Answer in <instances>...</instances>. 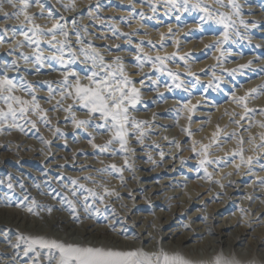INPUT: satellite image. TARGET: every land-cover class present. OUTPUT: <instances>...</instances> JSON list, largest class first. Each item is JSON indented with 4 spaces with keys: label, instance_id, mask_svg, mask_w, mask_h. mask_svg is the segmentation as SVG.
Returning <instances> with one entry per match:
<instances>
[{
    "label": "rangeland",
    "instance_id": "1",
    "mask_svg": "<svg viewBox=\"0 0 264 264\" xmlns=\"http://www.w3.org/2000/svg\"><path fill=\"white\" fill-rule=\"evenodd\" d=\"M105 1L113 2L112 5L115 9L111 15L105 18L108 20L107 22L99 13L104 5L103 0H84V3L87 6L86 15L95 19L94 29L100 31L99 36L103 41L109 42L106 48L114 52L112 41L115 38H112L110 34L122 40H133L135 44L133 52L136 58L139 59L140 64H144L150 69L151 74L157 80V85L164 90L166 102L180 104V110L182 111H180V119L182 122L187 123L194 106L207 112L205 116H201L200 121L205 122L201 124L203 129L198 132H204V129L210 123L212 129L210 128L211 131L209 129V132L212 134L209 135L210 139L208 138L209 144H207L206 151L201 152L204 155L202 159L189 149L191 154L187 155L184 164L185 168L187 167L184 171H187L185 174L188 175V179H193L194 181H192L197 185L195 179L199 176L200 180H207L206 182H208L211 190L228 191L231 188L233 189V185L214 183V180H212L213 174L222 168L227 174L233 172L232 174L236 177L237 171H242L239 180L245 178L249 182V179H251L254 181L255 186H261L262 189V191L259 189L251 190L249 194L256 193L254 196L256 195L263 200L264 170L261 169L258 174H254V171L258 169L259 165H264V157L259 156L261 153L258 152L259 149H264V144L260 147V143L264 141L260 138L264 135V127H262L264 125V99H262L264 94L263 96L262 94L257 95V90L261 89L264 84V33L257 28L258 26L264 27V24H260L264 21V11L255 12L257 17L255 13H251L254 18H249V13L246 10V0H222L221 3H218L217 0H186V2L185 0H175L174 3H170L169 0ZM118 3H123L124 6H120L121 4ZM256 4L259 8L263 4L261 8H264V0H256ZM125 11L129 13H123ZM117 12L121 13L117 14ZM130 15L132 17H128ZM60 20L61 18L57 17L54 23L59 24ZM221 20H223V23L220 22ZM132 21H139L140 28L137 27V29L144 28L149 30L150 33L158 30L155 27L157 23L168 22L166 25L170 28L167 35L162 36L160 39L156 38L158 36L152 35L151 39L140 41L138 38L135 40V37H130V35H133L134 30L126 32L123 29L124 26L131 25ZM127 22L129 23L127 24ZM28 30L37 35L33 46L37 52V57L30 59L29 62L35 65H44L50 62L62 65L58 81H63V83L59 87H70L66 94H62L54 86L59 82L56 83L52 76L44 75L41 78H36L31 72L20 76L12 75L8 81H11L14 87L9 90L6 85V88H2L0 95V110L7 114L5 118H0V143L9 141L11 145L15 146L19 141V137L22 136L25 141L40 149V157L52 154L58 149L67 154L69 161L59 164L57 169L60 172L53 174L54 176L51 174L50 168L47 167L49 161L44 163L35 160L37 163L27 161L26 163L34 171L25 173L26 171H16L15 167V164L19 163L14 160L18 159L20 162L22 158L21 153L18 152L20 149H13L16 152L8 151L7 154L10 159L7 166L0 165V208L15 209L19 213L34 217H42L44 214L64 213L77 224H83V221L85 222L87 219L105 221L117 217L119 220H123L122 225L124 227L127 228L128 225L129 231L133 232L134 228L132 226H135V224L130 222L132 220L129 217L133 201L130 192L132 184H126L127 190L119 193L114 181L122 180L125 171L130 169V166L133 168L134 162L129 153L132 150L125 143L122 147L121 141L115 137L117 129L113 127L111 117L105 118L100 112L90 111L89 107H85L84 103L77 97L75 91L77 83L84 87L92 86L83 78L80 81L70 78V81H68L69 73H75L79 76L85 74H82L77 66L79 59L74 51L61 52L59 46L50 45V39L46 35H49L48 33L54 31L55 28L44 30L39 25H33ZM8 42L10 43L12 40L8 39ZM155 45L164 54L156 56L148 54L147 49L151 50L149 53H152L154 52L152 48H155ZM187 46L189 47L186 49ZM168 48L177 49V51L167 50ZM11 50L10 47L8 51ZM47 54H50V56ZM157 56L163 59L158 61L156 60ZM196 62H205L203 66L205 72L202 71V74L200 72L199 74L196 70L189 69L191 64ZM169 63H174L175 67H171ZM180 66L185 68L184 71L187 75L179 74V70L175 69ZM251 75L254 76L252 79ZM132 81L127 78L128 83ZM251 81H255V84H251ZM8 96L27 101L28 104L24 105L28 109L27 112L24 114L17 112L16 118L13 119L8 114L9 103L15 109H19L22 105L15 100L6 101L4 97ZM241 96L245 97L247 101H240ZM192 99H195V101ZM48 100L60 103V105L56 104L58 107L54 113H50L46 108ZM140 103L145 104L139 99H135L132 106H126L128 109V123L125 139H129V141L132 138L136 139L137 142L142 141L143 134L140 133L139 119L135 115V111L137 112V109L141 108ZM245 103H248L246 104L248 111L245 109ZM35 104H38L39 107L36 108ZM239 104L240 108H238ZM217 107L226 109L223 110L228 112L229 122L233 121L231 116H235L236 119L233 122L240 125H247L248 122L253 124L257 121L256 126H254L256 128H252L254 135L252 141L242 139L241 133L234 132L233 127L216 119V121L214 119L213 121L212 114ZM78 121H84L85 123L79 124ZM136 125L139 127H136ZM9 126L12 127V131L6 130ZM25 129L29 134L24 132ZM56 141L60 144L56 145ZM222 149H224V152H222ZM208 152L209 156L207 155ZM205 153H207V156ZM72 156L75 159L90 160L93 166L83 170L73 169ZM48 158H51V156L49 155ZM118 159H123L124 165ZM234 163L237 167L231 169L230 166ZM251 180L249 183L252 182ZM243 194L246 195L247 193ZM188 196L190 195L188 194ZM139 199L137 197V200ZM145 200L146 203L140 204L136 209L140 213L150 214L148 222L152 223L156 217L157 209H155V206L157 204L150 202L149 199ZM206 202V205L198 206L197 209H201L205 215L202 216L203 218L207 217L209 219L210 217L207 215L211 214L216 202L212 199L206 200ZM242 213H237L236 218L243 215ZM227 215L229 214L227 213L225 216ZM150 227L151 225L148 223L146 228ZM157 228V223L152 226L154 233L155 230L158 232ZM263 228L264 225L254 231L250 238L253 236V239L262 238L261 235L264 237ZM19 235V240L24 243L27 249L26 256L36 257L33 264H58L60 260L58 250L53 249L54 254L49 252L48 257H43L39 253L42 247L38 244H31L32 240L27 237L26 233L19 232ZM53 240L65 243V245H78V243L70 240L64 242L56 234L47 241ZM161 241L163 240L158 238L151 247L144 244H142L143 246L136 245L128 251L148 253L155 262L157 256L168 251ZM246 243L244 246H246ZM244 246L241 245L239 248L227 251L228 254L226 250L222 249V255L233 261L234 264H264L262 262L264 256L261 253L258 255V250H248V252ZM171 255H182L184 259H189V256L185 257L184 254L180 253H172ZM45 259H47L46 262ZM210 264L215 263L210 262Z\"/></svg>",
    "mask_w": 264,
    "mask_h": 264
},
{
    "label": "bare ground",
    "instance_id": "2",
    "mask_svg": "<svg viewBox=\"0 0 264 264\" xmlns=\"http://www.w3.org/2000/svg\"><path fill=\"white\" fill-rule=\"evenodd\" d=\"M103 1L104 5L99 13L105 19L115 9L112 5L113 2ZM13 3L16 5L15 8L12 4L7 3V0H4L0 4V80H8L11 79L12 75L20 76L31 72L36 78L49 75L52 76L56 83L59 82L58 77L62 65L51 62L44 65H35L29 62L30 59L37 57V52L35 47H33L37 35H34V33L28 30L33 25H39L44 30H48L49 28L53 30L54 25H59V27H55L54 31L48 33L49 35H46L50 39V45L59 46L61 52L74 51L79 59L77 66L80 72L85 74L84 76H79L75 73H69L68 81H70V78H75L78 81L83 78L90 86L95 87L89 80V77L93 79H104L106 73H115V77H110L112 84L115 85L117 82L123 83L125 77L130 78L133 81L130 83L127 82L125 94L133 95L131 89L136 88L138 94L135 95V99H139L145 104L140 103L141 108H138L137 112L135 111L136 118L139 119L140 133L142 132L143 134L142 141L137 142L136 139L132 138L130 141L126 139L125 143L132 150L129 153L131 154L134 166L133 168L130 166V169L125 171L122 180H114L119 193L127 190L126 184H132L130 192L133 201L132 211L129 217L132 220L130 222L135 224V226H132L134 231H129L128 225L127 228L124 227L122 225L123 220H119L117 217L105 221L87 219L85 222L83 221V224H77L71 217L64 213H58L56 215L44 214L42 217H34L28 216L25 213H19L15 209L1 207L0 264H33V260L36 257L26 256L27 249L24 243L19 240V232L26 233L30 240L41 239L47 241L56 234L64 242L70 240L78 243L77 246L79 247L111 249L115 251H128L130 248L142 244L151 247L154 241L159 238L163 240L161 241L163 242L162 244L168 249V251L166 250L168 255L172 256V253L184 254L185 257L189 256V259L186 260L190 261L191 264H210V262L216 264L217 258H220L221 264H234L233 261L222 255V249L226 250V252L232 251L241 245L244 246L246 242L244 248L247 251L258 250V255L261 253L264 256V248H262L264 246V237L261 235L262 238L253 239L254 236L250 238L254 234V231H257L264 225V199L262 200L256 195L254 196L256 193L249 194L251 190L259 189L262 191L261 186H255L254 181L251 179H249V182L250 180L252 181L251 183L245 178L239 180L242 171H237L236 177L232 174L233 172L229 173L227 171L229 173L227 174L222 168L213 174L212 180H214V183L233 185V189H227L228 191L211 190L208 182H206L207 180H200L198 178L199 176L195 179V182L198 183L195 185L194 180L188 179V175L185 174L187 171L185 172L184 170L187 167L185 168L184 164L187 155L191 154L189 149L202 159L204 155L201 152H205V146L209 144V135L211 133L209 129L211 128V124L209 123L208 127L204 129V132H198L203 129L201 124L205 122L200 121L201 116H205L207 112L194 106L187 123L182 122L180 119V113L182 112L180 110V104L166 102L165 94L163 93L164 90L157 85V80L151 74L150 69L144 64H140L139 59L136 58L133 52V48H135L134 41L122 40L110 34L112 38H115L112 41L114 52L106 48L109 42L103 41L99 36L100 31L94 29L95 19L86 15L85 10L87 6L84 0H29L26 9L23 8L20 0H13ZM118 4L124 6L123 3ZM246 4H249V6L246 5V10L249 13L248 17L251 19L254 18L251 13L264 11V8H261L263 4L259 8L256 0H246ZM5 12L15 13V15L5 16ZM25 13L30 19H26ZM119 13L121 12H117V14ZM123 13L127 14L129 12L125 11ZM255 16L257 17V14ZM57 17L61 18L59 24L54 23ZM128 17H132V15ZM107 21L105 19V22ZM130 24L129 26H124L123 29L126 32L134 30L133 35H130V37H135V40L138 38L140 41H147V39L152 38V35H156L158 36L156 38L160 39L162 36L167 35V31L170 28L166 25L168 22L157 23L155 27L158 30L153 33L151 32V34L147 29H137V27L140 28L139 21H132ZM260 24H264V21ZM257 28L264 33V27L258 26ZM47 37H45L46 40H48ZM8 39L12 40V42L9 43ZM10 47L12 50L8 51ZM154 47L152 48L154 51L152 53H149L151 50L146 48L147 53L154 56L164 54L156 48V45ZM167 50L177 51V49L172 48H168ZM47 55L50 56V54ZM169 65L175 67L174 63H169ZM204 65L205 62H196L191 64V66L189 65V69H194L196 72L202 74ZM182 67L180 66L175 69L179 70V74L187 75L184 71L185 68ZM94 72L99 73V75L93 77ZM201 77L203 76L201 75ZM252 77L254 76L251 75V79ZM257 80L259 81V79ZM62 83L63 81H60L58 84H54V86L62 94H66L70 86L60 88L59 85ZM241 84L243 85V83ZM251 84H255V81ZM3 88H6V85ZM1 91L2 88H0V95ZM261 94L262 96L264 94V84L261 89L257 90V95ZM56 104L60 105L59 102L48 100L46 105L47 110L50 113H54L58 107ZM132 104L127 101L125 102V106H132ZM238 106L240 108V104ZM223 109L217 107L212 114V120L216 119L223 124L225 123L233 127L234 132L241 133L242 139L252 141L254 137L252 128H256L254 126H256L255 123L257 121L253 124L248 122L247 125H240L239 123L236 124L237 122L234 123L233 121L236 117L231 116L233 121L229 122V114L224 111L226 109ZM235 111L237 112V110ZM260 112L262 113V110ZM7 129L12 131V127L10 126ZM26 130L24 132L29 134ZM18 140L15 146L11 145L9 141L0 143V165L3 167L7 166L8 160L10 159L7 152L14 151L13 149H20L18 152L21 153L22 157L20 162L18 159L14 160L16 163H19L15 164L16 171H26L25 173L34 171L26 163L27 161H40L42 163L49 161L47 167L50 168L52 175L60 172L57 169L59 164L69 161V157L64 151L56 149L54 153L49 154L51 158H48L49 155L40 157L41 152L38 147H34V145L25 141L22 136ZM249 140L248 142H250ZM55 144L58 145L60 143L56 141ZM263 144L264 141L260 143V147ZM223 150L222 152H224ZM258 152L261 153L259 156L264 157V149H259ZM207 155L209 156V152ZM71 160L74 161L72 168L76 170H83L93 166L90 160L75 159L73 156ZM118 161L124 165L123 159H118ZM230 167L233 169L237 165L234 163ZM261 169L264 170V165H259L258 169L254 171V174H258V171ZM114 181L112 182L114 183ZM242 193L247 194L242 195ZM137 197L140 199L137 200ZM145 199H149L150 202L157 204L155 206L157 214L155 213L156 217L152 223L148 222L150 214L140 213L136 209L140 204L146 203ZM209 199H212L216 203L214 202L215 204L211 214L207 215L210 218L207 219V217H202L205 215L197 207L206 205V200L208 201ZM240 212H243V215L236 218V214ZM227 213L229 215L225 216ZM220 216L224 217L220 218ZM148 223L151 225L150 228H146ZM156 223L158 224V232L155 230L154 233L153 229L155 227L152 229V226ZM49 252L54 254L53 249L41 248V251H39L43 257H48ZM44 261L46 262L47 259ZM262 262L264 263V261Z\"/></svg>",
    "mask_w": 264,
    "mask_h": 264
},
{
    "label": "snow or ice",
    "instance_id": "3",
    "mask_svg": "<svg viewBox=\"0 0 264 264\" xmlns=\"http://www.w3.org/2000/svg\"><path fill=\"white\" fill-rule=\"evenodd\" d=\"M3 2L4 0H0V4ZM169 2L174 3L175 0H169ZM217 2L221 3L222 0H217ZM7 3L12 4L14 8L16 7L13 0H7ZM20 3L23 8L26 9L28 7L29 0H20ZM4 15H15V13L5 12ZM25 16L26 19H30L27 17L26 13ZM220 22L223 23V20ZM53 27H59V25H54ZM181 58L183 59V57ZM162 59L163 58L160 56L156 57V60L158 61ZM98 75L99 73H93V77ZM115 75V73H106L104 79H93L92 77H89V80L93 85H95V87H84L77 83L75 85V91L77 97L84 103L85 107H89L90 111L100 112L105 118L111 117L113 127L117 129L115 137L121 141V146L123 147L124 143H126V125L128 123V109L125 106V102L135 103V95L138 94V90L136 88H132L131 93L133 95H126L125 88L127 86V78H124L123 83L117 82L113 85L110 77H115ZM5 85L8 86L9 90L14 87L11 81H0V88H3ZM4 99L6 101L15 100L17 103L22 105L19 109H15L12 104L9 103L8 114H10L13 119L16 118L17 112L20 114L27 112L28 109L24 106L28 104L27 101H21L20 98L13 96L4 97ZM239 100L244 102L246 98L240 97ZM244 106L246 111H248L246 103ZM35 107L38 108L39 105L35 104ZM6 115L7 114L0 110V118H5ZM77 123L83 124L85 122L78 121ZM136 127L139 126L136 125ZM262 127H264V125H262ZM261 138L264 139V135H262ZM250 159L251 158H249V160ZM73 183H75V181H73ZM31 244H38L40 247L50 250H58L60 253V260L58 264H191L190 261L181 256H170L163 252L156 257L154 262L152 256L143 251H115L111 249L105 250L101 248L79 247L76 245H65L55 240L45 241L41 239L32 240ZM216 264H221L220 258H217Z\"/></svg>",
    "mask_w": 264,
    "mask_h": 264
}]
</instances>
